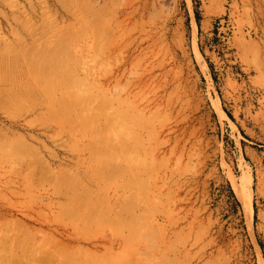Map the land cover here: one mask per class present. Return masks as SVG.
Segmentation results:
<instances>
[{
	"label": "rangeland",
	"instance_id": "rangeland-1",
	"mask_svg": "<svg viewBox=\"0 0 264 264\" xmlns=\"http://www.w3.org/2000/svg\"><path fill=\"white\" fill-rule=\"evenodd\" d=\"M0 54V264H264V0H0Z\"/></svg>",
	"mask_w": 264,
	"mask_h": 264
},
{
	"label": "bare ground",
	"instance_id": "bare-ground-1",
	"mask_svg": "<svg viewBox=\"0 0 264 264\" xmlns=\"http://www.w3.org/2000/svg\"><path fill=\"white\" fill-rule=\"evenodd\" d=\"M1 55V54H0ZM2 56H3V54H2ZM251 199H249V202H248V208H249V210H250V212H251V214L253 213V205H252V203H251V201H250Z\"/></svg>",
	"mask_w": 264,
	"mask_h": 264
}]
</instances>
